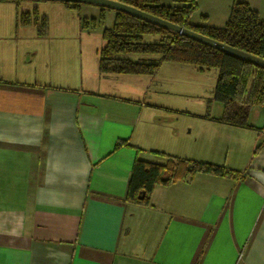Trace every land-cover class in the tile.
Masks as SVG:
<instances>
[{
  "label": "crops",
  "instance_id": "0c3cea01",
  "mask_svg": "<svg viewBox=\"0 0 264 264\" xmlns=\"http://www.w3.org/2000/svg\"><path fill=\"white\" fill-rule=\"evenodd\" d=\"M247 1L264 18V0ZM233 2L197 0L222 10ZM223 12L224 21L196 23L223 26ZM30 16L24 25L17 13L16 25L4 29L0 20V61L5 41L20 29L26 38L52 36L48 24L41 32ZM39 50L26 48L22 63L34 64ZM4 60L0 264H264V110L254 128L215 120L226 135L247 143L249 153L236 143L227 166L239 175L198 173L158 184L147 204L133 203L126 200L131 171L145 150L135 136H148V123L166 124L165 116L145 110L142 91L113 86L132 82L128 75L137 86L148 85L145 74H104L99 64L85 82L84 64L79 77L47 63L35 74H19ZM97 78L109 79L107 88L95 84Z\"/></svg>",
  "mask_w": 264,
  "mask_h": 264
},
{
  "label": "rangeland",
  "instance_id": "374dc122",
  "mask_svg": "<svg viewBox=\"0 0 264 264\" xmlns=\"http://www.w3.org/2000/svg\"><path fill=\"white\" fill-rule=\"evenodd\" d=\"M160 2L172 6L181 1L160 0ZM25 4H29L33 19L41 22L45 18L53 34L46 39L26 38L20 29L19 36L13 33L14 37L8 38L5 43L2 40L5 48L4 57L0 62L4 69L8 62L4 58L11 61V68L19 74L25 72L35 74L39 63L41 65L47 63L51 69L59 68L60 65L69 68V74L75 75L80 72L84 64L85 82H87L89 70L93 69L96 73L99 68L101 49L106 44L105 30L114 25L117 10L86 1L0 0V20L3 29L10 23L11 25L16 23L17 13L21 18L22 13L28 8ZM222 11H226L223 13L229 18L232 5L222 10L216 4L204 6L197 3L191 19L194 23L205 19L211 23V21H220L223 17L224 21L225 16ZM262 13L264 16V12ZM206 15L209 16L206 18ZM31 47H41V51L39 50L40 53L34 64L25 65L22 63L23 51ZM55 47L61 48L55 50ZM121 55L134 60L140 58L137 53ZM38 73L40 74L39 68ZM78 76L80 77V73ZM140 76L149 79L148 85L144 82L142 86L139 84L137 86V81H134L135 75H128L127 78L132 82L114 83L113 87L134 93L142 91L140 101L145 110L156 109L165 116L166 124L148 123L146 134L149 135L135 136L134 142L144 146L142 157L145 160L164 164L168 156H175L228 166L233 165V147L236 143H241L244 150L250 152L244 137L239 140L233 134L228 136L223 132L221 125L215 123V120L223 114V104L214 99L218 76L216 69L199 70L190 63L163 61L155 74ZM93 82L105 89L109 79L97 78ZM261 110H264V105H256L252 108L249 118L251 123H262ZM234 163L240 165L241 161L237 160Z\"/></svg>",
  "mask_w": 264,
  "mask_h": 264
},
{
  "label": "trees",
  "instance_id": "16d2710c",
  "mask_svg": "<svg viewBox=\"0 0 264 264\" xmlns=\"http://www.w3.org/2000/svg\"><path fill=\"white\" fill-rule=\"evenodd\" d=\"M117 1L264 58V18L247 0H234L223 26L194 23L191 18L197 0H179V4L172 6L160 0ZM30 15V12L22 13L20 23L29 24ZM37 24L41 32L47 26L45 18ZM105 37L99 60L102 73L153 75L163 61L190 63L199 70L214 68L218 74L214 99L223 104V114L217 120L237 127H256L249 118L254 106L264 105L263 66L121 10L116 12L114 25L106 28ZM122 53H137L140 58L123 57ZM261 146L260 142L256 151ZM168 157L164 164L139 157L135 160L126 196L128 202L147 204L156 185L190 181L198 173L239 175L224 165Z\"/></svg>",
  "mask_w": 264,
  "mask_h": 264
},
{
  "label": "water",
  "instance_id": "95a60500",
  "mask_svg": "<svg viewBox=\"0 0 264 264\" xmlns=\"http://www.w3.org/2000/svg\"><path fill=\"white\" fill-rule=\"evenodd\" d=\"M66 1H86V2H93V3H97L100 5H105V6H109L112 8H115L116 10H121V11H125L128 12L130 14H133L137 17H140L144 20L150 21L152 23H155L157 25L163 26L165 28H168L172 31L178 32L184 36L193 38L195 40H198L200 42L206 43L210 46H213L217 49H220L222 51H225L227 53L233 54L235 56L241 57L245 60H248L254 64H257L259 66H263L264 67V58L259 57L257 55H254L252 53H249L245 50L236 48L234 46H231L229 44H226L224 42H221L219 40H216L214 38H211L207 35H204L202 33H199L195 30H192L190 28H187L185 26L176 24L174 22H171L169 20H166L164 18H161L159 16H156L152 13L146 12L144 10H141L139 8H136L132 5L117 1V0H66Z\"/></svg>",
  "mask_w": 264,
  "mask_h": 264
}]
</instances>
